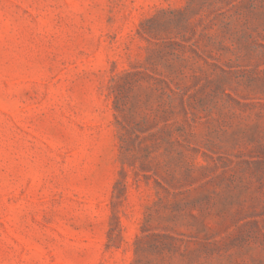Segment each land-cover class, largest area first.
Returning a JSON list of instances; mask_svg holds the SVG:
<instances>
[{
  "label": "rangeland",
  "instance_id": "374dc122",
  "mask_svg": "<svg viewBox=\"0 0 264 264\" xmlns=\"http://www.w3.org/2000/svg\"><path fill=\"white\" fill-rule=\"evenodd\" d=\"M0 264H264V0H0Z\"/></svg>",
  "mask_w": 264,
  "mask_h": 264
}]
</instances>
